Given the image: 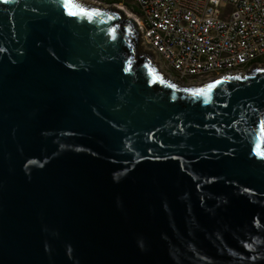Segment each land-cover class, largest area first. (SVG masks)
<instances>
[{"label": "water", "instance_id": "water-1", "mask_svg": "<svg viewBox=\"0 0 264 264\" xmlns=\"http://www.w3.org/2000/svg\"><path fill=\"white\" fill-rule=\"evenodd\" d=\"M139 35L0 0V264H264V66L187 86Z\"/></svg>", "mask_w": 264, "mask_h": 264}, {"label": "built area", "instance_id": "built-area-1", "mask_svg": "<svg viewBox=\"0 0 264 264\" xmlns=\"http://www.w3.org/2000/svg\"><path fill=\"white\" fill-rule=\"evenodd\" d=\"M122 10L139 46L185 85L264 66V0H78ZM129 12V13H128Z\"/></svg>", "mask_w": 264, "mask_h": 264}, {"label": "snow or ice", "instance_id": "snow-or-ice-1", "mask_svg": "<svg viewBox=\"0 0 264 264\" xmlns=\"http://www.w3.org/2000/svg\"><path fill=\"white\" fill-rule=\"evenodd\" d=\"M70 14H76V13H70ZM80 14L84 15V14H86V13L84 12L83 9H81V10H80ZM212 87H214V85H209V87H208L207 90H204V91H202V92H197V93H195V94H196V95H202V94H203V95H206L207 92H209V91L211 90Z\"/></svg>", "mask_w": 264, "mask_h": 264}, {"label": "trees", "instance_id": "trees-1", "mask_svg": "<svg viewBox=\"0 0 264 264\" xmlns=\"http://www.w3.org/2000/svg\"><path fill=\"white\" fill-rule=\"evenodd\" d=\"M121 24H122L123 26H125V27H130V25H128V24L126 23V21H122ZM133 32H134V30H133V28H132V30H131V33H132V34H131V35H132V40L134 41L136 38H135ZM136 59H137V60H143L144 58H143V57H137Z\"/></svg>", "mask_w": 264, "mask_h": 264}, {"label": "rangeland", "instance_id": "rangeland-1", "mask_svg": "<svg viewBox=\"0 0 264 264\" xmlns=\"http://www.w3.org/2000/svg\"><path fill=\"white\" fill-rule=\"evenodd\" d=\"M140 52H142V53H145L146 51H143L142 50V48L139 46V49H138ZM146 53H148V52H146ZM152 60H153V62H154V64L159 68V64H158V62H156L155 61V59H154V57L152 56Z\"/></svg>", "mask_w": 264, "mask_h": 264}, {"label": "bare ground", "instance_id": "bare-ground-1", "mask_svg": "<svg viewBox=\"0 0 264 264\" xmlns=\"http://www.w3.org/2000/svg\"><path fill=\"white\" fill-rule=\"evenodd\" d=\"M129 13V12H128ZM209 81H207L206 83H208ZM192 84H189V85H187V86H191ZM197 86V85H196Z\"/></svg>", "mask_w": 264, "mask_h": 264}]
</instances>
